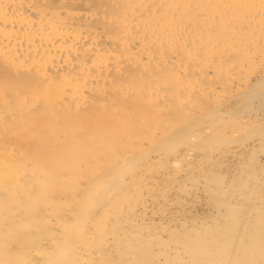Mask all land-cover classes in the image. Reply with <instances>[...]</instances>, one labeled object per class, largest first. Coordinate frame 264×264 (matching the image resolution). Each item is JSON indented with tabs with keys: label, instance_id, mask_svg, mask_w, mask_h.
I'll return each instance as SVG.
<instances>
[{
	"label": "bare ground",
	"instance_id": "bare-ground-1",
	"mask_svg": "<svg viewBox=\"0 0 264 264\" xmlns=\"http://www.w3.org/2000/svg\"><path fill=\"white\" fill-rule=\"evenodd\" d=\"M90 2H99L103 7L98 10ZM85 21L96 23L98 28L110 26L111 30L98 31ZM128 64L136 68V73L152 78L147 83L139 81L135 86L129 82V86L125 85L123 81L124 85L109 84L111 80L105 78L106 74L114 70L128 74L125 70L129 68L121 70ZM258 77L264 79V0H0L1 126L14 115V106L21 107L23 113L35 112L56 121L58 112L60 114L67 106L75 111L86 104V90H100L108 81L115 90H120V85L122 94L131 90L137 107L130 109L136 111L130 121L133 126L146 125L150 130L138 135L124 132L120 137L125 138L127 147L123 146L122 152L107 159L104 156L97 159L96 165L101 169L97 167L95 172V167L91 166L94 172L89 175V171L82 181L79 177L86 172L82 166L80 175L79 162L85 163L79 152L84 153L80 148L87 147H82L86 140L77 147L80 150H76L80 145L77 142L78 145L70 146L71 151L78 153H74L76 159L72 158L73 152L70 153V174L65 170L69 165L67 168L59 166L63 176L56 179V186L63 191L58 196L52 194L55 176L40 171L38 138L36 148L27 152L18 149L16 155L13 143V146L0 143V193L15 201L21 197L32 204L31 208H41L48 213L57 204L63 209L71 208L67 211L68 222L55 213L52 218L44 217L43 222L47 220L49 226L58 229L54 240L47 239L48 242L41 244L40 239L32 248L26 245V249L16 250L15 254L21 251L17 260L0 261V264H264V176H260L264 171L257 168L253 171L251 166L241 170L237 163L240 171L234 173L238 177L232 175L224 179L225 175L224 178L220 175L222 178L212 179V174L207 172L211 161L223 163L247 149L256 153L255 156L264 154V133H257L248 143V140L235 144L213 141L219 132L233 136L235 132L249 130L257 118L248 110L233 113L235 116L230 112L232 116L227 113L228 116L224 114L227 117L216 121L205 120L203 128L192 130L187 125L190 117L185 126V122L165 123L163 113L170 105L180 108V104L193 95L214 99L209 98L214 103V112L233 97L247 91L252 95L255 84L250 87V81ZM257 115L260 116L258 112ZM194 119L193 122L197 121ZM31 124L30 131L34 133L39 123ZM99 124L91 125L97 128ZM158 125L168 131L159 136V132L152 133L151 129H158ZM62 126H66L62 128L66 131L61 134L56 128L57 131H53V125L43 126V131L47 130L55 140L54 149L65 147L67 150L69 139L81 136L77 132L81 124L73 121ZM111 129L118 134V130ZM181 135L185 136L186 143L181 145L183 147L178 144V148L174 143ZM101 139L100 143L108 142L106 137L105 141ZM146 141V145L158 153L150 155L149 151L140 149V143ZM52 149L47 148L48 152ZM93 151L90 155L94 156L96 150ZM89 152L85 154L88 156ZM61 159L51 160L57 163ZM155 162L168 165H156L160 169H154L151 164ZM261 162L264 166V161ZM111 169L115 170L113 174H110ZM179 178H185V182L172 185ZM159 190V194L156 193ZM199 191L209 197L211 194L229 195L227 202L221 200L228 217L211 222L187 219L186 206L178 201V196ZM31 220L21 217L19 222L16 220L14 229L33 228ZM50 233L46 235L53 236Z\"/></svg>",
	"mask_w": 264,
	"mask_h": 264
},
{
	"label": "rangeland",
	"instance_id": "rangeland-1",
	"mask_svg": "<svg viewBox=\"0 0 264 264\" xmlns=\"http://www.w3.org/2000/svg\"><path fill=\"white\" fill-rule=\"evenodd\" d=\"M90 4H93V6L95 7V8H97L98 10L99 9H101L103 6H101V4L99 3V2H90ZM85 24H87V25H90V27H92V28H95V29H97L98 31H101V32H109L110 30H111V27L110 26H106V25H100L99 26V28H98V25L96 24V23H92V22H90V21H85ZM97 26V27H96ZM129 65V64H128ZM127 65V66H128ZM124 67H122V69L121 70H125V69H128L129 68V70H125L126 72H129L128 74H124V73H122L123 71H116V73H115V70L114 71H108V72H110V73H108V74H106V77L105 78H107V79H109L108 81H110L111 83H109L108 81V83L109 84H111V85H114L115 86V83H117V85L118 84H120L121 83V85L123 84L121 81H123L124 83H127V84H125V85H128V82H129V85L130 84H132L133 85V83H134V85L133 86H135V83H139V81H140V83H141V81L143 82V83H147V82H149V80L152 78L150 75H147V74H144V73H136V68H134V67H132V65L130 66H125V65H123ZM119 74V75H118ZM114 76V79L112 78V76ZM109 77V78H108ZM111 77V78H110ZM117 80H119V81H117ZM125 80V81H124ZM107 82H104V84H103V87H102V89H100V90H86L84 93V96H85V98H84V103H86V104H81L82 106H79V108H78V110H73L72 108H70V107H66V109L65 110H62L61 112H60V114H59V112H58V117H57V119H56V121L55 120H51L50 118H47L46 116H43V115H41V114H39V113H33V114H26V113H23L22 112V110H20L21 109V107H18V109H17V106H14L13 107V109L15 110V111H13V109L11 110V111H13V114L14 115H11V117L8 119V120H5V122L3 123V126H1L0 127V143H6V144H8V143H10V144H14V147H16L15 148V152H14V155H16V152H17V150L18 149H20L21 151H25V152H27L28 150H31L32 148H36V141L37 140H35V139H37L38 138V140L41 142V144L40 145H38L37 146V150L38 151H40L41 152V154H39V155H41V160H40V162L42 163H40V165H42V167L39 165V167H41L40 168V171L42 172V173H44V174H47V175H49V176H55L54 178H53V180L55 181L54 183H53V185H52V189H53V192H52V194L54 195V196H58L59 194H62V188H60V186H56V182H57V178L58 177H61V176H63V174H62V170H60V168L61 167H59V166H64L63 168H67L68 166L67 165H69V167H68V169H65V170H67V172L68 171H70L69 169H70V167H71V157H70V153L71 152H73V154L71 153V155H74V156H72V158L74 159H76V157H75V154L74 153H76L74 150L73 151H71L70 149V146L71 147H73V146H76V145H78V144H80V145H78V146H76V150H78L79 148H77V147H81V144L84 142V140H86L85 141V143L87 142L88 144L86 145L85 143H83L84 145H82V147L83 146H87V147H85V149L86 150H88V151H86L84 148H80V149H82V152H84V153H81V152H79V154L80 155H82L81 157L82 158H86V160L84 161V159L83 160H81V159H79V160H81V161H83L85 164L83 165V163H80L79 161H77V162H79V164L81 165L80 167H81V172H80V175L83 173V168L85 167L86 168V166H87V168L85 169L84 168V172H86V173H83L81 176H83V177H79L80 178V180L82 181L83 180V178H86L87 176L86 175H88V172L90 171V173H89V175L90 174H92L94 171H95V169H98L99 168V166H97L96 165V162L98 161V160H101L102 159V157L104 156L105 157V159H107L108 157H110L112 154L114 155L116 152L118 153V152H122L126 147H127V142L125 141V138L124 137H120V136H122V134L124 133V132H126V134H129V135H131V134H135V135H138V134H146V133H148V132H146L147 130L148 131H150L149 130V128H147V126L146 125H141V126H133L132 125V123H131V121L130 120H132L133 119V117H135V113H136V111L134 112V111H131L130 109H133L134 107H137L136 106V100L132 97V95H131V93H130V91L131 90H129V92H127V90H126V92H125V90L123 91V92H125V93H123L122 94V92H121V87H120V85H119V88H120V90H115V88H113L114 86H110ZM250 87L251 86H253L254 84V88L252 87V90H253V93H252V95H250L248 92L249 91H247L245 94H242V95H239L238 97H233L232 98V100L230 99V100H227V102L225 101V102H223L222 104H220L218 107H217V109L216 110H214V112H213V110H212V101L214 100V99H212L211 97H209V96H201V97H199V95H193V96H191V97H189L188 98V100L186 101V102H184L185 103V105H184V103H181L180 105H181V107H180V105H179V107L180 108H176L175 106H171L170 105V107L168 106V107H166L165 109H164V111H163V113H164V119H165V123H171L172 121V123H178V122H185V126H186V123L187 122H189L190 124H187V125H189V126H191V128H192V130L193 129H196V130H199V129H201V128H203L202 126L204 125V124H206V121H208V122H210V121H216V120H219V119H221L222 117L223 118H225V117H227L229 114H230V112H231V114L233 115V116H235L234 114H239V112L240 113H243V111L245 112H247V110L249 111V112H251L252 111V113H251V115L255 118H257L256 120H255V122L256 123H254L255 125L252 127L251 126V128L248 130L247 129V131L246 130H242V132L240 131V132H235L234 134H233V136H232V134H226L227 136H225V134H221L220 132V134L218 133H216L215 135L218 137H214L215 139L213 140L214 141V143L217 141V142H219V141H221V142H231L232 144H235L236 142H238V141H246V140H248V141H246L247 143L248 142H250L252 139V137L254 136V135H256L257 133H264V118H263V112H264V79H260L259 77L257 78V79H252L251 81H250ZM106 84H108V86L109 87H107L106 86ZM259 84V85H258ZM117 85H116V87H117ZM124 85V84H123ZM128 85V86H129ZM111 87H112V89H111ZM257 87V88H256ZM103 88H105V89H103ZM110 88V89H109ZM105 90V91H104ZM115 90V91H114ZM101 91V92H100ZM102 92H104V93H102ZM113 92V93H112ZM87 93H89V95L87 94ZM119 93V94H118ZM127 93V94H126ZM129 93H130V96H129ZM88 95V96H87ZM196 96V97H195ZM198 96V97H197ZM86 97H89V98H87L86 99ZM206 97H207V99H206ZM209 98H211L212 99V101L209 99ZM86 99V100H85ZM100 99V100H99ZM209 99V100H208ZM89 100H91V101H89ZM102 100V101H101ZM206 100H207V103H206ZM88 101L90 102L89 104H88ZM193 101H194V103H193ZM102 104H101V103ZM128 102V103H127ZM187 102H188V104H187ZM210 102V103H209ZM99 104H101V105H99ZM214 104V103H213ZM16 107V108H15ZM128 107V108H127ZM99 110H98V109ZM190 108V109H189ZM208 108V109H207ZM260 108V109H259ZM129 109V110H128ZM136 109V108H135ZM199 109V110H198ZM207 109V110H206ZM254 109V110H253ZM17 110H19V111H17ZM127 110V111H126ZM134 110V109H133ZM186 110V111H185ZM188 110V111H187ZM198 110V111H197ZM204 110H206V111H204ZM96 111V112H95ZM133 113H131V112ZM185 113H184V112ZM189 111H191V112H189ZM202 113H201V112ZM209 111V112H208ZM212 111V112H211ZM18 112V113H17ZM91 112V113H90ZM128 112V113H127ZM211 112V113H210ZM256 112H258V114H260V116L259 115H257L256 116ZM93 113V114H92ZM97 113V114H96ZM127 113V114H126ZM203 113H205V115L203 114ZM216 113H217V115H216ZM227 113H229V114H227ZM234 113V114H233ZM255 113V114H254ZM263 113V114H262ZM65 114V115H64ZM130 116H129V115ZM203 114V115H202ZM206 114H208V115H206ZM214 114V116H212ZM218 114L220 115H222V116H218ZM224 114H226L227 116H225ZM230 114V115H231ZM196 115H199L198 117H200V118H198ZM231 115V116H232ZM107 116V117H106ZM110 116V117H109ZM113 116H115L116 118V120L114 119V117ZM120 116V117H119ZM132 116V117H131ZM193 116H196V117H193ZM262 116V117H261ZM21 117V118H20ZM74 117V118H73ZM94 117V118H93ZM106 117V118H105ZM110 118V120H109V118ZM113 117V120L111 119ZM128 117V118H127ZM130 117V118H129ZM190 117V118H189ZM203 117V118H202ZM208 117H210L209 119H208ZM212 117H214L213 119H212ZM217 117V118H216ZM221 117V118H220ZM188 118L190 119L189 121H188ZM195 118V119H194ZM202 118V120H200ZM259 118V119H258ZM46 119V120H45ZM193 119L194 120H197V121H194L193 122ZM204 119V120H203ZM208 119V120H207ZM261 119V120H260ZM13 120V121H12ZM31 120V121H30ZM59 120V121H58ZM72 120V121H71ZM206 120V121H205ZM259 120V121H258ZM61 121H62V123H61ZM69 121V122H68ZM73 121H74V123H79V124H81V128L80 129H78V134H81V136H82V138H81V136L78 138V139H73V138H70L69 140L71 141H69L68 143L70 144H68V146H69V149H65V147H62V150H61V147H56V149H54V145H53V143H54V139L52 138V136L51 135H49V134H47V130L44 132L43 131V128H45V127H43V126H49V128H50V126L51 125H53L54 127H53V129H55L56 128V126L55 125H57V127H59V128H61V130L60 129H58V128H56L60 133L59 134H61V133H64L65 131H66V129H62V128H64V127H66V126H62V124L64 125H67V123L68 124H70V123H72L73 124ZM107 121V122H106ZM169 121V122H168ZM202 121V122H201ZM258 121V122H257ZM12 122L13 123H15V124H12ZM32 122H36V123H39V126H37V128H35V130H34V133H31V126L33 125V124H31ZM93 122H97L99 125H98V127H100L101 128V130H99L100 128H95L93 125H91ZM164 122H163V124H164ZM197 122V123H196ZM203 122H204V124H203ZM19 123V124H18ZM44 123H45V125H44ZM104 123H105V125H106V123H107V125H106V127H105V125H104ZM181 123V125H183ZM200 123V124H199ZM12 124V125H11ZM42 124H43V126H42ZM109 124V125H108ZM179 124V123H178ZM196 124H198L199 126L198 127H195V126H197ZM203 124V125H202ZM13 125H14V127H13ZM21 125V127L19 128V126ZM103 126V127H102ZM108 126H109V128H108ZM159 127H158V129H151V131H152V133H157V132H159L158 133V136L159 135H161L163 132H166V131H168L167 129H166V127L164 128V126L162 125H158ZM194 126V127H193ZM72 128H74V125H72L71 126ZM90 127V128H89ZM92 127H94L95 129H97V130H95L94 128V130L92 129V132H90L89 131V129L91 130V128ZM137 127H138V130H137ZM106 128V129H105ZM111 128H115L116 130H118L117 132H118V134H114L115 133V131H113V129H111ZM132 128V129H131ZM37 129V130H36ZM51 129H52V127H51ZM52 129V130H53ZM53 130L54 132H56L57 130ZM85 129V130H84ZM39 130V131H38ZM83 133L84 132V135L80 132V131ZM102 130H106V131H104V133H102V134H100L101 132H102ZM111 130H112V133H109V132H111ZM195 130V131H196ZM94 131V132H93ZM98 131V132H97ZM101 131V132H100ZM109 131V132H108ZM120 131V132H119ZM243 131H246V132H243ZM259 131V132H258ZM261 131V132H260ZM11 132V133H10ZM36 132V133H35ZM42 132V133H41ZM161 132V133H160ZM71 133H72V131H71ZM106 133V134H105ZM109 133V134H108ZM24 134V135H23ZM86 134H88V136H90V138H89V140H88V136L86 135ZM94 134V135H93ZM108 134V135H107ZM236 134V135H235ZM49 135V136H48ZM93 135V136H92ZM96 135V136H95ZM215 135H213V136H215ZM219 135V136H218ZM37 136V137H36ZM51 136V137H50ZM76 135H74L73 137H75ZM79 136V135H78ZM99 136V137H98ZM100 136H101V138L103 137V140H104V138L106 137V139H107V143H109L110 144V146H109V144L107 145V143L106 144H104L105 142H101L100 143ZM148 136V135H147ZM183 136V137H182ZM231 136V137H230ZM24 137V138H23ZM26 137V138H25ZM28 137V138H27ZM86 137H87V139H86ZM182 137V138H181ZM224 137V138H223ZM244 137V138H243ZM97 138H99L98 140H97ZM123 138V139H122ZM221 138V139H220ZM79 139H81V140H79ZM179 139V140H178ZM178 139H176L175 140V142L176 143H174V146H177L178 144L180 145V147H183L184 146V144L186 143L185 141H186V139H185V136L184 135H181L180 136V138H178ZM236 139V140H235ZM102 139H101V141H103ZM114 140V141H113ZM227 140V141H226ZM74 141V142H73ZM92 143V142H94V144H90V142ZM97 141V142H96ZM105 141V140H104ZM113 141V142H112ZM233 141H234V143H233ZM78 144H77V143ZM178 142V143H177ZM46 143H48V147H47V144ZM74 143V144H73ZM99 143V144H98ZM146 143H147V141L146 142H141L140 143V145H142V147L140 148V149H145V151L146 152H150V155H154V154H156V153H158V151L156 152V150H154L153 151V149L152 148H150L148 145H146ZM181 143V144H180ZM13 144H12V146H13ZM73 144V145H72ZM104 144V147H105V145H106V148L105 149H103V145ZM173 144V143H172ZM171 144V145H172ZM43 145V146H42ZM178 145V146H179ZM181 145H183V146H181ZM201 145V144H200ZM45 146V147H44ZM52 146H54V147H52ZM94 146V147H93ZM99 146V147H98ZM102 146V147H101ZM123 146L125 147V148H123ZM177 146V147H178ZM53 148L52 150L53 151H49L48 152V150H47V148L49 149V148ZM121 147V148H120ZM180 147H178V148H180ZM68 148V147H67ZM90 148V149H89ZM94 148V149H93ZM102 148V149H101ZM42 149V150H41ZM79 149V150H80ZM91 149H93V150H91ZM107 149V150H106ZM109 149V150H108ZM115 149V150H114ZM56 150V151H55ZM68 150H70V152L68 151ZM89 150H91L90 152H94V156H93V153H91L92 155H90V152H89ZM97 150H99V151H97ZM111 150H112V152H111ZM120 150H122V151H120ZM152 150V151H151ZM46 151H47V153H46ZM65 151L67 152V153H65ZM104 151H106V154H105V152ZM85 152H89V154H88V156L85 154ZM107 152H110V153H107ZM114 152V153H113ZM156 152V153H155ZM243 152H245V153H243ZM248 151V149L247 150H244V151H242L241 153H238V154H236V156L238 155V157H236L235 155H233V157L231 156V157H228L227 158V160H225V162H223V163H221L220 161L218 162V160H217V162H213V161H211V166H207V172H210V174H212L211 175V177H212V179H213V177L215 178V176L217 177V176H219V177H217V178H222L224 175H225V178L224 179H227L228 177H231L232 175H234V176H236L235 175V173L237 172V170H239L240 171V169L242 170V168H243V170L246 168V169H248L247 168V166H251V168H253L252 170L254 171L256 168L257 169H260L259 171H261V172H263L264 171V166H262L263 164V162H261V161H264V160H262L263 158H264V154H260V155H257V156H259L258 158H257V156H255L256 155V153L254 154V152L252 153V152H249ZM263 152V151H262ZM44 153V154H43ZM78 153V152H77ZM98 153H101V155H99ZM103 153V154H102ZM250 153H252V154H250ZM42 154H43V157H42ZM47 154V155H46ZM65 154H69V155H67L66 157H63V156H65ZM84 154V155H83ZM108 154H109V156H108ZM242 154V155H241ZM249 154H250V156H249ZM259 154V153H258ZM46 155V156H45ZM49 155V156H48ZM58 155V156H57ZM59 155H61V156H59ZM79 155V156H80ZM90 155V156H89ZM97 155L99 156V157H97ZM252 155V156H251ZM47 158H45V157ZM52 156H53V158H52ZM241 156V157H240ZM2 157V156H1ZM0 157V158H1ZM50 157V158H49ZM60 158V157H62L63 159H61V160H59V162H57L56 163V161H52L53 159H57V158ZM70 157V158H69ZM234 157H236V159H234ZM240 157V158H239ZM249 157H251L250 159H249ZM252 157H253V159H252ZM255 157V158H254ZM42 158H45V160L44 159H42ZM50 160H49V159ZM90 158V159H89ZM239 158V159H238ZM52 159V160H51ZM87 159L89 160V161H87ZM98 159V160H97ZM1 160V159H0ZM44 160V161H43ZM67 160V161H66ZM237 160H238V162H237ZM252 160V161H251ZM257 160H259V161H257ZM93 161H95V163H93ZM215 161V160H214ZM254 161V162H253ZM52 162V163H51ZM89 162H92V165H90L89 164ZM258 162H260V163H258ZM60 163H62L61 165H60ZM164 163H166V162H163V166H161L160 164H158L157 162H155V163H152L151 165H153V166H151L152 168H154V169H160V166L161 167H165V166H167L168 165V163H166V164H164ZM212 163H214V164H212ZM237 163H238V165H240L241 167H240V169L239 168H237V167H239L238 165H237ZM78 164V165H79ZM88 164H89V166H90V168L88 167ZM96 166H95V165ZM259 164V165H258ZM260 164H262V165H260ZM77 165V164H76ZM156 165H160L159 167H157ZM165 165V166H164ZM82 166H83V168H82ZM91 166H93V167H95L93 170H91L92 168H91ZM156 168H155V167ZM98 167V168H97ZM236 167V168H235ZM245 167V168H244ZM46 168V169H45ZM89 168V169H88ZM168 168V167H167ZM236 169L235 171H233L234 169ZM101 168H99V170H100ZM60 170V171H59ZM88 170V171H87ZM53 171V172H52ZM92 171V172H91ZM233 173H232V172ZM257 171V173L259 172L258 170H256ZM96 172V171H95ZM115 172V170H112L111 169V171H110V174H113ZM235 172V173H234ZM261 172H259V174L261 173ZM69 174L71 173V171L70 172H68ZM73 173H75V172H73ZM62 174V175H61ZM107 174H108V172H107ZM214 174V175H213ZM237 174V173H236ZM258 174V175H259ZM263 174V175H262ZM222 177H221V176ZM229 175V176H228ZM85 176V177H84ZM260 176H264V172L263 173H261L260 174ZM236 177H238V176H236ZM235 178V177H234ZM49 179H52V178H49ZM60 179V178H59ZM236 179V178H235ZM239 179V178H238ZM185 180V178H179V179H177L176 181H173L172 183V185H180V184H182V182ZM76 181V180H75ZM236 181V183L237 182H239L238 180H235ZM174 182H175V184H174ZM185 182V181H184ZM177 185V186H178ZM188 185V184H187ZM160 187H163V186H160ZM164 188H165V186H164ZM158 192H160V190L159 191H156V193H158ZM190 192H191V190H190ZM159 194V193H158ZM183 194V193H182ZM189 194V195H188ZM184 193V195L183 196H181L180 195V197H181V200H180V197L178 196V201H180V203H184L183 205H185L186 206V209H187V214H186V216H187V219H194V220H196V221H199V222H211V221H214V220H216L217 218V221H219V219H220V221L222 220V219H226L227 217H228V213L226 212V209H225V204L223 205V202L221 201V200H224V199H226L225 201L227 202V199H229L230 197H228L229 195H227V194H225V193H223V194H217V195H215V194H211V196L209 197V195L207 194H205V193H203L202 191H199L198 193H194V194H192V193ZM190 194H192V195H190ZM196 195V196H195ZM202 195V196H201ZM221 195V196H220ZM157 196H159V195H157ZM185 196V197H184ZM195 196V197H194ZM199 196V197H198ZM223 196H225V197H223ZM175 197V196H174ZM193 197H194V199H193ZM217 197V198H216ZM24 198V197H23ZM215 198V199H214ZM220 198V199H219ZM10 199V200H9ZM185 199V200H184ZM4 200V201H3ZM17 201H15V198H11L10 196H8V195H6V194H2V193H0V205L2 206H0V261H3V262H14L15 260H17L18 259V254H21V251H19V253H16L15 254V252H17L19 249H26L27 247H28V245H31L30 247L32 248V244L33 243H35V245L37 244V242L40 240V239H42L41 241H40V243L42 244V243H46V242H48V240H54L58 235L57 234H55V232L57 233L58 232V229L55 227V226H53V225H51V226H49V224H48V222H43V220H44V217H45V219H47L48 217H50L51 216V218L52 217H54V215L55 214H57L60 218H64V220L65 221H67L68 222V217H69V214L67 213V211H69L71 208H69V207H65L64 209H63V207H61V206H59V204H57V205H55V206H53V210H52V212L51 213H48L47 211H45V210H41V208H37L36 207V209H34V208H31V206H32V204L30 203V202H28V201H26V200H24V199H22L21 197H19V198H17L16 199ZM220 201V202H218V201ZM94 201V200H93ZM92 201V202H93ZM185 201V202H184ZM224 201V202H225ZM2 202V203H1ZM14 202V203H13ZM18 202V203H17ZM213 202H216V204H217V206H216V204L215 203H213ZM222 203V204H221ZM14 205V206H13ZM210 205H212V206H210ZM22 206V207H21ZM220 206V207H219ZM5 207V208H4ZM13 207H15V208H13ZM17 207V208H16ZM59 207V208H58ZM224 207V208H223ZM3 208V209H2ZM20 208V209H19ZM8 209H9V213L7 212L8 211ZM3 210L4 211H6V212H3ZM10 210H11V212H10ZM21 210V211H20ZM65 211V213L63 212V211ZM218 210V211H217ZM224 211V214H222L223 213V211ZM62 211V212H61ZM221 211H222V213H221ZM6 213V214H3V213ZM214 212V213H213ZM216 212V213H215ZM55 213V214H54ZM217 213H218V215H217ZM1 214H3V215H1ZM189 214V215H188ZM7 215V216H6ZM9 216V217H8ZM26 217V218H28V219H30V218H32V220L30 221V224L32 225V227L33 228H31V229H29V228H27V227H25V229H23V228H21V227H19V228H17L16 229V227H15V229H14V226H16L17 224V222H19L18 220H20V218L21 217ZM31 216V217H30ZM211 216H214V217H211ZM223 216V217H222ZM30 217V218H29ZM41 217V218H40ZM197 217V218H196ZM14 218V219H13ZM16 218V219H15ZM35 218V219H34ZM41 219L42 220V222H41V220L39 221V220H37V219ZM213 218V219H212ZM216 218V219H215ZM33 219H34V221H33ZM191 219V220H192ZM202 219V220H201ZM210 219V220H209ZM16 220H17V222H16ZM35 220H36V222H35ZM13 221L15 222V223H13ZM10 222H11V225H10ZM9 223V224H8ZM8 225V226H7ZM48 227V228H44V227ZM27 228V229H26ZM37 228V229H36ZM42 228V229H41ZM179 229H180V227H178ZM22 229V230H21ZM35 229H36V231H35ZM38 229H39V231H38ZM50 230L51 232H52V234L50 233V232H48V231ZM54 231V232H53ZM23 232H24V234H23ZM30 232V233H29ZM36 232H38L37 234L39 235L38 237L39 238H37V234H35ZM41 232V233H40ZM15 233V234H14ZM27 233H29V238H28V234ZM44 233V234H43ZM49 233H50V235H53V236H51V237H49V236H47V235H49ZM59 233V232H58ZM18 234V235H17ZM47 234V235H46ZM55 234V235H54ZM32 235H35L34 237H36L35 239H34V237L32 236ZM57 235V236H56ZM20 236V237H19ZM27 236V237H26ZM32 236V237H31ZM19 238V239H18ZM28 238V239H27ZM31 239H32V241H31ZM35 241H34V240ZM48 239V240H47ZM5 240V241H4ZM29 240V241H28ZM6 242V243H5ZM15 242V243H14ZM31 242V243H30ZM39 243V242H38ZM26 245H27V247H26ZM34 244H33V247L35 246ZM15 247V248H14ZM17 247V248H16ZM29 248V247H28ZM17 250V251H16ZM8 254H12V255H8ZM7 256V257H6ZM5 258V259H4Z\"/></svg>",
	"mask_w": 264,
	"mask_h": 264
}]
</instances>
